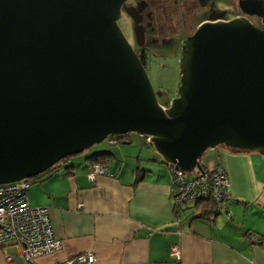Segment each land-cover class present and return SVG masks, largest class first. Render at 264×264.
<instances>
[{
	"label": "water",
	"instance_id": "obj_1",
	"mask_svg": "<svg viewBox=\"0 0 264 264\" xmlns=\"http://www.w3.org/2000/svg\"><path fill=\"white\" fill-rule=\"evenodd\" d=\"M124 1L0 0V185L130 133L184 173L216 146L264 158L263 0L197 25L164 105L116 23Z\"/></svg>",
	"mask_w": 264,
	"mask_h": 264
},
{
	"label": "crops",
	"instance_id": "obj_2",
	"mask_svg": "<svg viewBox=\"0 0 264 264\" xmlns=\"http://www.w3.org/2000/svg\"><path fill=\"white\" fill-rule=\"evenodd\" d=\"M210 151L229 181L228 196L210 221L194 218L191 203L173 207L167 164L130 135L69 157L30 181L27 202L47 208L52 235L60 241L56 253L36 264H63L83 253L93 256L92 264H264V158ZM105 152L111 154L105 173L91 183L85 158ZM202 163L205 170L213 165ZM172 246L179 261L169 255ZM5 255L11 264H27L16 246L0 249V264Z\"/></svg>",
	"mask_w": 264,
	"mask_h": 264
},
{
	"label": "built area",
	"instance_id": "obj_3",
	"mask_svg": "<svg viewBox=\"0 0 264 264\" xmlns=\"http://www.w3.org/2000/svg\"><path fill=\"white\" fill-rule=\"evenodd\" d=\"M108 145H116L114 136L105 138ZM150 144L149 138H144ZM105 173L104 164L88 167L86 178L93 182L95 177ZM169 182L173 205L196 202L210 198L219 213L222 202L228 196L229 181L221 166L216 165L207 172L196 171L193 179H186L183 172L169 165ZM26 179L0 185V249L5 245L19 248V255L27 264H36V259L51 255L60 249V241L52 235L49 215L45 207H31L27 202ZM171 258L179 261V250L172 246ZM5 264H11V256H3ZM93 256L89 253L78 254L63 264H92Z\"/></svg>",
	"mask_w": 264,
	"mask_h": 264
},
{
	"label": "flooded vegetation",
	"instance_id": "obj_4",
	"mask_svg": "<svg viewBox=\"0 0 264 264\" xmlns=\"http://www.w3.org/2000/svg\"><path fill=\"white\" fill-rule=\"evenodd\" d=\"M231 2L233 3L231 0H197L199 6L195 8L196 10L186 9V13L182 12L180 17L174 16L171 19L170 6L166 0H125L120 7L117 21L122 19L123 25L128 24L129 37L123 36L144 67L148 47L161 44L170 45L172 41L169 38L176 36L179 39V48H181L182 42L195 31L200 23L227 21L239 16V12L233 14L234 3ZM175 9L176 7L173 10ZM188 16L192 19L198 16L203 18L191 30L190 25L186 24V17ZM170 21H180V28L176 29ZM249 21L253 25L259 26L257 19L249 18ZM171 25L174 27L172 33H170Z\"/></svg>",
	"mask_w": 264,
	"mask_h": 264
},
{
	"label": "rangeland",
	"instance_id": "obj_5",
	"mask_svg": "<svg viewBox=\"0 0 264 264\" xmlns=\"http://www.w3.org/2000/svg\"><path fill=\"white\" fill-rule=\"evenodd\" d=\"M167 3L170 6L169 12H170V17L171 19L174 16L180 17L182 12L186 13V9H192L193 11L196 10L195 8H198V4H197V0H166ZM233 1V14H237V10H236V0H231ZM186 6V7H183ZM174 7H176L175 10ZM191 10V13H193ZM174 14V15H173ZM194 15V14H193ZM203 17L198 16L194 19H192L190 16L186 17V24L189 26L190 25V29L193 30L195 28V25L197 23H199V21L202 20ZM171 24H174L176 29H179L180 26V21L176 22H172L170 21ZM117 25L120 28V30L122 31L123 35L128 38L129 37V28H128V24L123 25L122 24V19L117 21ZM256 25V24H255ZM174 27L171 25V29H170V33L174 32L173 31ZM168 33V32H167ZM170 41H172V43L170 45H165V44H161V45H157V46H151L148 47L147 50V56L145 59V63H144V69L145 72L148 76V79L151 83V86L154 90L155 93H158V97H157V102L161 105H164L166 103H169L176 94V90L178 87V80H179V73H178V60H179V56H180V48H179V44H178V38L176 36H171ZM131 138H133V140H137L140 141V144L142 146H145V144L147 145L148 148H152V146L148 143L145 142L143 137L137 136L135 134L130 133L129 134ZM100 144H107L106 139L102 140L100 143L98 144H94L88 148H86L85 150H83L81 153H79L76 156L71 157L72 159L75 158H80L82 157L83 154H85V152H87L90 148H93L94 146L100 145ZM216 150H230L228 148H225L223 146H216L215 147ZM214 148V149H215ZM155 152V151H154ZM244 153L247 154H255V152H245ZM156 153V152H155ZM217 153L210 151V150H206L201 158L198 160L199 163L203 164L202 162L204 161L205 164H210L211 165L215 164V162L217 161L216 155ZM157 156H159L156 153ZM254 156H258V155H254ZM61 164V163H60ZM204 165V164H203ZM212 165V166H213ZM186 176H195L196 175V169H193L191 172L185 173ZM10 250H5V253H10Z\"/></svg>",
	"mask_w": 264,
	"mask_h": 264
},
{
	"label": "trees",
	"instance_id": "obj_6",
	"mask_svg": "<svg viewBox=\"0 0 264 264\" xmlns=\"http://www.w3.org/2000/svg\"><path fill=\"white\" fill-rule=\"evenodd\" d=\"M236 10H237V12H239L238 9H237V7H236ZM128 135L129 134H125L123 136H114L115 139L117 140V144L118 143H121L124 140H126ZM230 150L233 151V152H243V151L234 150V149H230ZM68 158L69 157H66V158L60 160L58 163H56L55 165H53L52 167H50L49 169H47L42 174H39V175H37L35 177H32L30 179H26V181L28 183L27 184V187H28L30 181L37 180L38 178H40L44 174H46V173H48L50 171L55 170L60 163L66 161ZM109 158H111V154L110 153H107V152H105V153H95V154H91L90 156L86 157L85 158V161L88 163L89 166H91L93 164H104V163H106L108 161ZM199 165H200V169L203 172H207L208 170L212 169L216 165L221 166L218 162H215V164L210 169L205 170L200 163H199ZM167 166L169 168V165H167ZM221 168L223 169L222 166H221ZM183 175H184V177L186 176L184 172H183ZM195 176H191V178H186V177L185 178L186 179H193V178H195ZM26 190H27V188H26ZM225 199H224V201H225ZM224 201L222 202V205H223ZM186 203H191V202H186ZM186 203H184V204H186ZM184 204H181V205H178V206L173 205V207L176 209V208H179L180 206H182ZM191 204H192V209H193V211H192L191 214L194 215V218H198V219H201V220L210 221L211 219L214 218V216H216V211H215V206L216 205L213 202V200H211L210 198H208V199H200L199 201L192 202Z\"/></svg>",
	"mask_w": 264,
	"mask_h": 264
}]
</instances>
